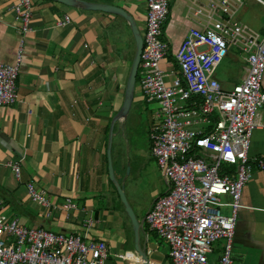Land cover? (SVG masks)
I'll list each match as a JSON object with an SVG mask.
<instances>
[{
    "label": "crops",
    "instance_id": "0c3cea01",
    "mask_svg": "<svg viewBox=\"0 0 264 264\" xmlns=\"http://www.w3.org/2000/svg\"><path fill=\"white\" fill-rule=\"evenodd\" d=\"M14 1L0 0V62L8 64L14 61L18 38V24L10 10ZM86 1L115 5L143 25V0ZM187 2L170 0L162 36L171 52L193 26L192 20L184 17ZM244 6L255 12L262 8L264 12L258 1L242 0L234 17ZM31 10L30 30L23 38L15 79L17 99L11 105L0 106L3 210L27 227L63 233L82 231L84 220L91 218L87 238L106 242L110 264H138L131 229L127 232L124 212L117 207L118 196L107 176L105 155L109 122L120 106L129 66L119 35L123 25L117 15L53 0H31ZM64 15L69 21L57 25ZM254 23L258 31L264 28L261 17ZM232 50L233 54L229 53ZM227 55L240 63L218 80L224 89L240 81L244 74V63L237 52L230 49ZM260 88L264 95V71ZM127 120L113 124L110 145L113 174L118 183L122 182L124 192L125 177L116 170L123 172L129 150L124 138ZM258 120L259 127L250 136L248 156L264 158V104L258 111ZM128 128H134L132 120ZM131 151L134 155L140 152L136 147ZM8 161L18 162L19 180L5 165ZM30 180L35 187L44 189L53 203L61 204L70 197L75 208L56 209L45 217L44 208L31 202L25 192L24 184ZM165 190L150 189L153 197L147 202L149 206ZM220 200V211L227 214L228 197L223 195ZM156 242L147 250L145 246L151 263L166 259L168 247L164 253L159 252L160 241ZM222 245V239L213 243L207 254L209 262H217ZM230 256L231 264H264V172L255 165L241 189Z\"/></svg>",
    "mask_w": 264,
    "mask_h": 264
},
{
    "label": "built area",
    "instance_id": "2783aa9c",
    "mask_svg": "<svg viewBox=\"0 0 264 264\" xmlns=\"http://www.w3.org/2000/svg\"><path fill=\"white\" fill-rule=\"evenodd\" d=\"M256 1L264 7V1ZM143 3L134 93L157 104L156 121L148 130L149 152L167 185L148 207L143 222L156 240L167 245L168 264H213L207 254L218 239L223 245L215 264H231L241 189L252 165L264 172V158L248 156L250 136L259 127L258 111L264 104L260 90L264 28L256 31L234 20L242 0H188L184 17L193 26L171 52L162 36L170 0ZM10 10L18 38L14 61L0 62V106L17 99L15 79L23 38L30 30L31 0H15ZM68 21L64 15L56 24ZM230 49L242 59L244 74L224 89L211 74ZM167 58L165 63L173 66H162ZM5 165L19 180L18 162ZM24 187L29 200L44 208L45 217L56 209L75 208L70 197L53 203L31 180ZM223 195L228 197L227 214L219 208ZM3 206L0 198V264H110L106 242L87 238L91 218L84 220L80 232H54L22 225L17 217H7ZM142 235L146 243L148 233Z\"/></svg>",
    "mask_w": 264,
    "mask_h": 264
},
{
    "label": "rangeland",
    "instance_id": "374dc122",
    "mask_svg": "<svg viewBox=\"0 0 264 264\" xmlns=\"http://www.w3.org/2000/svg\"><path fill=\"white\" fill-rule=\"evenodd\" d=\"M247 8H248L247 6H244L239 11V14L236 17H234V20L243 22L248 26H251V28H253L254 30L258 31V29L254 28L255 26L254 22L259 21V17H261V19L264 21V15H263L264 12H262L263 11L262 8H259L258 10H256V12L251 11ZM134 18L138 19L136 17ZM117 19L118 22L123 25L122 29L119 31V35L120 38L123 40L122 42H124L125 49L127 50V51L125 50L126 51L125 56L128 61V64H130L133 53L132 35L125 21L119 16L117 17ZM135 22L139 34L142 37V34L144 32L143 25L136 20ZM229 53L233 54V50L230 51ZM166 60H168V58L164 59V63H162V66H169V67L173 66V63L170 62L165 63ZM238 61L239 59H234L233 56H228V55L224 56L221 59L220 63L217 65V67L213 69L211 77L216 78L217 81L221 80V78L224 77L226 73L233 71L234 67L236 66V63H240ZM137 75H138V71H137ZM260 90L263 91L261 88ZM157 112L158 109H157V104L155 102H146L144 96H142L141 94L134 93L131 106L127 114V118H128L126 122L127 129L124 131L125 142L127 141L128 144L127 146L129 150L128 153H126L127 155L125 156L123 172L118 173L116 170V174H121L123 177H125L124 194L132 211L134 212L135 216L138 219H141L145 215V212L149 206V203L147 202L150 200V197H153L150 194V189L161 190V189H166L167 187L166 183L163 181L162 177L160 176L161 172L154 158L151 156L149 152L148 130L151 124L156 121ZM131 120L134 122L133 129L128 128V122ZM133 147H136L137 149L140 150L138 155H134L132 153L131 150L133 149ZM162 191H160V193H158L157 196L162 194ZM116 200H117V207L123 213V208L121 206L119 199L116 198ZM122 216L123 219H125L126 222L125 226L128 232L130 230V226H128L129 221L124 215V213L122 214ZM143 225L146 226L144 222ZM145 231L148 233L147 243H146L147 245H145L147 250L149 245L151 244L153 245L154 242L157 243L156 241L158 240H156L155 235L152 234L150 231H148L147 228H145ZM158 245H159L158 246L159 252L164 253L167 250V245L165 243L160 242ZM131 260L132 259H130V261ZM135 260L139 262V259L136 256H135ZM156 264H168V261L167 259H164L160 263H156Z\"/></svg>",
    "mask_w": 264,
    "mask_h": 264
},
{
    "label": "water",
    "instance_id": "95a60500",
    "mask_svg": "<svg viewBox=\"0 0 264 264\" xmlns=\"http://www.w3.org/2000/svg\"><path fill=\"white\" fill-rule=\"evenodd\" d=\"M67 6L81 8L84 10H98L105 13L117 15L121 17L126 25L129 28V31L132 35L133 39V53L130 64L128 66L127 74L125 77L124 87H123V94L122 100L118 110L115 114L111 117L108 127L107 133V143L105 148V155H106V168H107V176L110 182L113 184L118 199L122 205L123 212L126 215L131 233H132V244H133V251L135 255L139 259L138 264H151L146 252H145V240L143 237V218L138 219L134 212L132 211L128 201L126 200L124 191H123V184L122 182L118 183L116 178L113 174L112 169V162L110 156V145L112 140V128L115 122H123L127 118L128 111L131 106V102L133 99L134 93V80L136 69L139 60V53L141 50V35L136 27V24L132 18V16L122 8H119L115 5L106 4V3H98L86 0H53Z\"/></svg>",
    "mask_w": 264,
    "mask_h": 264
},
{
    "label": "trees",
    "instance_id": "16d2710c",
    "mask_svg": "<svg viewBox=\"0 0 264 264\" xmlns=\"http://www.w3.org/2000/svg\"><path fill=\"white\" fill-rule=\"evenodd\" d=\"M145 228H146V226L143 225V232H145ZM134 256H136V255H134ZM134 256H132V257H134ZM136 257H137V256H136Z\"/></svg>",
    "mask_w": 264,
    "mask_h": 264
},
{
    "label": "bare ground",
    "instance_id": "6f19581e",
    "mask_svg": "<svg viewBox=\"0 0 264 264\" xmlns=\"http://www.w3.org/2000/svg\"><path fill=\"white\" fill-rule=\"evenodd\" d=\"M136 75V74H135ZM135 79H136V76H135ZM134 86H135V80H134ZM133 95H134V93H133Z\"/></svg>",
    "mask_w": 264,
    "mask_h": 264
}]
</instances>
